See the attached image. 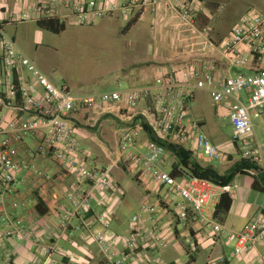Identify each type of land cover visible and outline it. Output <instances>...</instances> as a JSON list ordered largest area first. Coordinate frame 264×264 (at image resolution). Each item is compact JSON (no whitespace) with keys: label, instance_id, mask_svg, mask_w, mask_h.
<instances>
[{"label":"built area","instance_id":"2783aa9c","mask_svg":"<svg viewBox=\"0 0 264 264\" xmlns=\"http://www.w3.org/2000/svg\"><path fill=\"white\" fill-rule=\"evenodd\" d=\"M57 2L59 0H52V4L38 2L34 13L25 12L18 19L29 21L35 18V13L41 17L58 16L54 8ZM134 5L154 9L165 6L194 30H198L197 22L206 10L201 0H131L123 7L124 14L133 12ZM70 8L80 24L94 23L105 14L96 0H74L70 2ZM201 32L208 34L210 29L205 27ZM243 46L250 48L251 55L239 54ZM222 47L232 67H251L253 73H239L216 84L212 74L213 63L202 67L191 62L172 69L167 79L159 77L155 82L157 90L148 86L78 96L65 87L55 85L0 27V66L6 86L0 95V112L8 110L15 114V118L7 124H3L0 118V207L4 210L0 222L3 225L0 243L10 240L32 241L41 246L47 255L61 251L56 243L43 245L36 230L6 208L17 192V185L21 182L19 176L23 171L34 172L46 181L52 179L51 174L20 159L15 143L22 142L29 134L40 136L37 148L39 154L51 155L62 170L74 178L75 185L67 192L73 205L70 218L82 219L83 226L90 232L103 255L104 264H165L152 251L166 249L169 245L162 236L160 205L147 200L132 217L133 228L127 235L112 236L109 233L112 215L120 203V197L110 196V192L120 193L112 174L117 163L123 159L141 167L144 174L151 176L159 186L166 187L171 195L180 196L181 199L175 203V217L182 226L196 223L207 233L212 231L215 235L221 234L225 226L215 217L217 205L224 193L234 199L238 184L233 181L227 185H216L188 173L174 176L167 170L173 161L160 141H168L179 147L191 142L192 147L207 158L217 162L223 160L221 149L189 116L190 95L196 89L205 90L215 104H229L234 136L241 143L243 157L256 165H264V140L258 136L253 121L254 117L264 114V17L253 10L245 13ZM20 68L27 71L28 79L15 76ZM244 91L248 92V103L242 101L241 94ZM149 98L153 100V110L139 112L140 104ZM79 107L90 110L88 123L91 126L97 124L99 114L107 109H114L120 118L132 123L121 134L117 161L105 168H91L77 155V129L70 117ZM138 117L141 122L137 121ZM144 123L157 140L148 141L145 148L141 149L137 141L146 132ZM246 173L255 175L252 169L246 170ZM95 201L101 203L104 210L96 213L95 221L91 222L86 214L91 211ZM12 205L14 208L18 206L16 202ZM145 215L151 228L144 234L141 224ZM70 218L66 216L61 219V236L74 234V230L70 229ZM229 240L235 243L234 254L241 256L256 244L264 243V224L249 222L241 231H232ZM190 251L191 254L197 251L195 243L191 245ZM69 256L73 257V253ZM226 260L220 259L221 262ZM3 264L10 263L7 261ZM43 264L54 263L46 260Z\"/></svg>","mask_w":264,"mask_h":264},{"label":"crops","instance_id":"0c3cea01","mask_svg":"<svg viewBox=\"0 0 264 264\" xmlns=\"http://www.w3.org/2000/svg\"><path fill=\"white\" fill-rule=\"evenodd\" d=\"M71 1L74 0H59V2L55 3V11H57V15L65 24L66 20L69 21L71 18H75L70 8ZM79 1L86 2L88 0ZM96 1L105 10V14L102 18H107V15L111 17L114 16L115 10L122 11L124 5L130 3L131 0ZM201 1L204 3L206 10L197 22L198 30H194L189 24L183 22L177 14L165 6H160L157 9L133 6V19H136L134 25L139 22V19H141L148 10L154 17L152 27L163 25L162 34L166 39H170L169 41L174 45V51L170 53V60L165 62L154 61L144 54L141 55L140 65L136 70L137 72L129 77L130 86L126 90L148 86L154 87V89L157 90L155 82L159 77L167 79L172 69H178L182 65L191 62H196L202 67L210 62L213 63L214 70H212V74L214 75L216 84L239 73H253V68L251 67H232L225 58L222 47L224 40L229 38L233 31L232 29L229 35L226 33L228 29L224 21L228 20L226 14L229 11L233 12L235 7L241 5L242 2H247L249 0H242L240 3V0ZM256 1L253 5H263L264 3V0ZM38 2L52 4V0H0V27L7 33L6 28H9L11 23H18L20 21L18 17L23 13H34ZM226 6L229 7L230 10L225 15H222L221 8ZM34 16L35 18L31 20L37 21L41 18V16H37L36 13ZM176 23H179L181 26H177ZM205 27L210 29L208 34L201 32ZM12 38L15 40L14 37ZM160 53L168 52L161 50ZM239 54L251 55L250 48L248 46H243ZM1 55L2 50L0 48V56ZM15 74V76L19 78H29L27 71L22 68L17 70ZM57 86L65 87L71 92L70 87L66 84ZM5 90L6 86L4 83L3 69L0 66V93ZM116 90L119 89H106V91L103 92H98L99 90L93 89L91 92L89 91V93L75 95L89 96ZM203 91L207 92L205 90L196 89L190 95L188 103L189 116L191 117V121H194L200 127L201 131L221 149L224 158L220 162L213 161L207 158L201 151L193 148L191 142L182 148L190 153L194 162H198L203 166L213 165L220 173L224 174L239 161L235 160L238 154L241 158L243 157L240 152L241 143L236 140L234 136V126L230 120L229 104L217 105V114L222 121H228L231 124L233 131L232 138L224 134L218 135L215 130L213 132V130L209 128L206 121L198 119L193 113L190 114L191 104L195 101L197 94ZM207 93L209 94V92ZM241 97L244 103H248V92H242ZM153 104L152 98H149L140 104L138 111L153 110ZM89 114L90 110L79 107L70 117L72 124L77 129L76 137L79 143L77 155L87 162L88 165L89 161H92L94 167L91 168H105L117 161L119 157L121 134L125 129L131 126L132 123L120 118L114 109H107V111L103 110L102 113L99 114L97 124L91 126L88 123ZM0 118L3 124H7L10 120L15 118V114L8 110H2L0 112ZM137 121L141 122V118L138 117ZM253 121L256 130L261 129L264 127V114L261 117H254ZM223 128L224 127L221 126V130H223ZM190 137L192 138L193 135ZM150 140L152 139L148 132H144L137 141L138 148L144 149L146 143ZM39 144L40 136L29 134L22 142L15 143V146L19 151V157L22 161L31 164L40 171L51 174L52 179L46 181L43 177L36 175L34 172L23 171L19 176L21 182L17 185V192L13 198L9 200L6 208L9 212H13L15 217L22 219L27 226L34 228L41 236L43 245L56 243L61 251L59 253L47 255L41 246L35 245L32 241L10 240L0 243V264L7 261L10 264H43L46 260H50L54 264H104L103 255L96 242L92 240L90 232L83 226L82 219L80 217L70 218V216H72L73 205L67 197V192L73 189L75 185L74 178L62 170L51 155L39 154L37 151ZM169 159L173 161V165L177 162L175 156L171 153H169ZM216 164H218L219 167L216 166ZM173 165L169 164L167 170L170 169L169 171L172 172ZM261 167L264 169V165ZM129 168L136 171V173H133V171L132 175L138 185L142 187L141 190L136 191L137 199L139 198L141 200L140 204L147 200L150 203L160 205L162 236L169 244L168 247L162 249L161 252H167L169 249L174 248L179 253L187 254L189 259L190 255L194 256L193 261H196L198 255L203 253L206 261L210 262V264H264V243H258L255 247L247 250L241 256H236L234 254L235 243L229 240V234L232 231H241L249 222L264 224V193L253 189V177L246 173L239 174L234 178L233 181L239 186L236 191V197L233 199L229 214L222 223L225 226L224 231L219 235H215L212 231H208L209 233H207L206 229L204 230L202 226L196 223H191L187 227L182 226L175 217V208L173 211L171 207V204L175 205V203L181 199L180 196L177 194L171 195L166 187L159 186L151 176L144 174L141 167L131 161H125L123 159L117 163L112 174L113 179L119 185L120 193L117 191L110 192V196L120 197V202H122L117 212L115 211L112 215V223L109 230L112 236H123L129 228L127 227L123 230L125 226L124 216L120 213L122 205L127 204V197H130L126 195L125 188L121 183V178L123 177L122 173L128 172L130 170ZM38 200L42 201L40 207H38ZM13 202L18 204L16 208L13 207ZM92 207L94 215H88L87 219L88 221L94 222L95 214L103 211V205L95 201ZM3 213L4 210L0 207V222ZM66 216L70 218V229L74 230V234L71 236H61L60 221ZM141 225L144 234L150 230L151 224L147 220L146 215ZM2 227L3 225L1 226L0 224V229ZM179 227H182V229H179ZM96 228L99 229L100 226H96ZM132 228L133 224L131 229ZM130 230L127 233H129ZM194 243L197 245V251L191 254L190 248ZM154 250L152 254L157 253V249ZM71 253H73V257L69 256ZM98 254L102 255L99 260ZM222 258H226L227 260L221 262L220 259Z\"/></svg>","mask_w":264,"mask_h":264},{"label":"rangeland","instance_id":"374dc122","mask_svg":"<svg viewBox=\"0 0 264 264\" xmlns=\"http://www.w3.org/2000/svg\"><path fill=\"white\" fill-rule=\"evenodd\" d=\"M255 1L240 0L239 3L242 4L236 6L233 12L229 11L227 6L221 8L222 15L229 11L226 14L228 20H224L228 26V35L245 13L253 10L264 17V3L253 5ZM114 14L90 24H80L76 18H71L66 20V29L62 33L42 29L34 20L11 23L6 31L47 77L57 85H68L73 94L89 93L93 89L99 90L98 92L106 89L123 91L130 86L129 77L137 72L141 55L144 54L154 61L165 62L170 60L174 45L162 34L163 25L152 27L154 17L148 10L136 25H130L132 12L125 15L123 10H115ZM161 50L168 53H160ZM190 109V114L193 113L198 119L206 121L213 132L215 130L218 135L233 137L231 124L220 119L217 114L218 106L207 92L198 93ZM221 126L224 127L223 130ZM257 132L264 140V127L257 129ZM240 159L238 154L235 160ZM89 165L94 167L92 161H89ZM132 172L136 173L130 169L121 176L125 193L130 196L127 197V204H123L120 210L124 216L123 230L129 227L128 231L132 227V217L140 210L142 204L136 196V191L142 187L138 185ZM121 203L117 205L116 212ZM171 207L174 211L175 205L171 204ZM127 232L124 234L127 235ZM161 251L157 250L155 255L165 264H210L203 253L198 255L196 261H191L187 254L179 253L174 248L167 252ZM101 256L98 254V260Z\"/></svg>","mask_w":264,"mask_h":264},{"label":"trees","instance_id":"16d2710c","mask_svg":"<svg viewBox=\"0 0 264 264\" xmlns=\"http://www.w3.org/2000/svg\"><path fill=\"white\" fill-rule=\"evenodd\" d=\"M135 23H136V19H133L130 25H134ZM37 24L42 29H47L54 33H62L66 29L65 22L61 21L59 16L41 17L37 20ZM143 125L145 131L148 132L151 139L157 140L154 134L148 128V125L145 123ZM160 143L163 144L167 148L168 152L171 153L173 156H175L177 160V162L174 163L172 170V174L174 176H181L183 172L184 173L186 172L191 176L210 180L216 185H227L233 182L234 178L237 175L245 174L246 170L252 169L255 171V175H251L253 177L252 187L254 190L264 193V169L259 165L251 163L248 159L244 157H242L226 173L222 174L213 165L203 166L198 162H194L191 158L190 153L184 150L182 147L176 146L166 141L165 142L160 141ZM41 203L42 201L38 200V207L42 205ZM232 203H233V198H231L226 193L222 194L215 213V217L219 222L223 223L225 221L227 215L231 210ZM93 213L94 211L92 207L91 211L88 212L86 215L88 216ZM193 257L194 256L190 255L191 261H193L194 259Z\"/></svg>","mask_w":264,"mask_h":264}]
</instances>
